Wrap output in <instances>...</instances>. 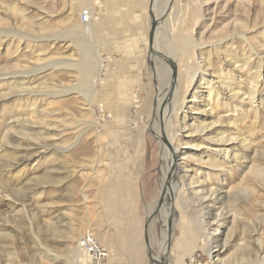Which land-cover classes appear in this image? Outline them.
Here are the masks:
<instances>
[{
    "label": "rangeland",
    "instance_id": "rangeland-1",
    "mask_svg": "<svg viewBox=\"0 0 264 264\" xmlns=\"http://www.w3.org/2000/svg\"><path fill=\"white\" fill-rule=\"evenodd\" d=\"M168 1H155L159 15ZM100 2L83 23V0H0V264H84L85 233L110 251L106 264H158L173 229L167 264H264V0H175L177 17L157 24L154 47L184 64L177 189L164 126L152 129L156 92L175 74L150 48L151 0ZM166 184L174 221L166 233L155 218L147 241Z\"/></svg>",
    "mask_w": 264,
    "mask_h": 264
},
{
    "label": "bare ground",
    "instance_id": "bare-ground-1",
    "mask_svg": "<svg viewBox=\"0 0 264 264\" xmlns=\"http://www.w3.org/2000/svg\"><path fill=\"white\" fill-rule=\"evenodd\" d=\"M86 2V4H91L92 7L95 6V0H83ZM155 1L154 0V3H153V13H154V18L156 19L157 21V24L158 23H164L163 21H165L166 17L167 19L170 18L172 15L173 17L176 16L177 17V14L174 13L176 12L175 11V6L172 4L174 3L175 0H169L168 1V4L166 6V8H164L161 12V15H159L157 12H156V4H155ZM98 2V1H97ZM99 3L101 4V2L99 1ZM172 4V6H171ZM100 7V5H99ZM99 7H96L95 6V12L98 11V9H100ZM175 14V15H174ZM94 17L96 18L95 14L94 16L91 18V20L94 22ZM152 19V18H151ZM82 22V21H81ZM157 35V26H156V30H155V33H154V37H156ZM185 40H186V44L189 45L190 48H195V47H199L200 44H198L195 39H193V37L189 34L187 37H185ZM188 50V49H187ZM152 51L159 55L163 60H165L166 62H169L170 66L172 67L171 70H173L175 72V77H171L172 79L169 80L168 82V86L164 89L165 90V93L163 96H161L163 90L161 88H158L157 92H156V96H155V103H156V113L159 115L158 117L154 116L155 118L152 119L154 123H152V129H156V127L158 128V126H156V124H162L164 127L163 129V132L161 131V129H158V131L156 132L157 135H158V138H159V142L162 146V150L165 152L166 154V158L164 159L165 162H166V165L169 164V178H170V175H171V180L170 182H174L175 179L177 180V183L175 185L176 189H177V186L180 184H182V180L179 178L178 174H177V170H180L182 169L181 165L174 159V156H177L178 155V152H179V147L176 145V143L174 142L176 136L175 135H172V132H171V122H172V118L177 116V112L178 110H181V109H178L177 108V105H176V102H175V98L177 97V94L179 92V88H180V77H181V71H182V68L184 67L181 63H180V59L178 58V56L176 55H169V54H166V53H162L161 51H159V49L157 47H154V43H153V49ZM195 53V51H194ZM156 55V56H157ZM158 56V57H159ZM150 58H154L153 55H150ZM157 65V64H156ZM170 67V68H171ZM109 68L106 67V65H104L103 61L101 60L98 64V72L96 74V77L91 81L93 84H92V91H95L96 87L99 85V84H103V80L104 78H102V74L104 73V71L108 70ZM169 70V69H168ZM258 70V69H257ZM198 70H194V71H191V78H190V81L193 80V78L198 74ZM261 72L258 71L256 73V76H258ZM159 75V74H158ZM192 82V81H191ZM190 82V83H191ZM182 85V83H181ZM227 86L229 87L230 84H227ZM208 95L209 97H211L212 95L214 97H217L219 96V94L221 93L222 91V88L221 87H217V86H214L212 84H209L208 85ZM251 93H256V89H252L251 90ZM171 97V98H170ZM208 97V98H209ZM136 99V98H135ZM134 102V101H133ZM136 103H139V100L136 99L135 100V105ZM100 111L103 113L105 112L103 108L100 107ZM160 112L162 113L161 114V117H160ZM103 116V115H102ZM109 123V122H108ZM97 124V123H96ZM95 124V125H96ZM106 124H107V121H106ZM203 128V127H201ZM31 130V128H29ZM28 129V130H29ZM12 138L9 137V139ZM98 139V137H97ZM199 144H195V146H198ZM168 150L170 151V153L168 152ZM187 153H190V152H187ZM164 154V155H165ZM183 179V178H182ZM168 180V179H167ZM168 183V182H167ZM170 184V183H168ZM190 186L192 184H194V180L191 179V181L188 183ZM170 185H165L164 188H163V192H162V197H161V200H160V203H158L156 205V207H154L151 212L149 213L148 217H147V223H148V226H151L152 225V221L154 220L155 221V218H160L161 217V220L163 222V224L165 225V231L167 233V229H168V221L169 219L173 222L174 221V217H173V214L176 213V207H172V202L168 201L169 197L171 194H169V190H170ZM205 190V189H204ZM205 192H207V194H204V191H199L197 194H196V199L198 202H200L199 205H201V207L203 206L204 204V200L207 199V198H211V196L214 194V191L211 190V189H207L205 190ZM176 192L174 191V198L176 196ZM168 198V199H167ZM169 204L168 208H167V211L161 216L160 213L163 211V209L167 206L166 204L167 203ZM205 207V206H204ZM204 209V208H203ZM159 214V215H158ZM160 219L158 220L159 222L161 221ZM171 222V223H172ZM173 228H174V225H173ZM204 232V231H203ZM150 233V232H149ZM148 233V235H150ZM88 233H85L84 235H82V237L79 239V243H78V255L77 257L78 258H81V263L83 262L84 264H88L91 262V260L93 259L92 256H91V253H89V249L86 248L84 246V241H82V239H84L86 236H93V234L91 235H87ZM203 239L200 240L201 244L203 245H206V246H210L208 248H210V254L212 253L211 251L213 250V248L211 247V243H212V237H210L206 232L203 233ZM151 237V236H150ZM173 237H174V229H173V233L171 234V236L169 238H165V241L163 242V245H162V254L164 256H167L166 260H168V257H171L172 256V251H170V245H171V242L173 240ZM202 247V245H201ZM205 247V246H204ZM173 248V247H172ZM110 253V252H109ZM111 254V253H110ZM177 255V254H176ZM191 258H196V254L194 252L188 254ZM111 256V255H110ZM109 256V257H110ZM158 257V256H157ZM181 260L180 262L182 264H185L186 262V258H184V255L181 254ZM160 258V256H159ZM172 258V257H171ZM262 263H264V260H262ZM247 264H253L252 262L251 263H247Z\"/></svg>",
    "mask_w": 264,
    "mask_h": 264
},
{
    "label": "built area",
    "instance_id": "built-area-1",
    "mask_svg": "<svg viewBox=\"0 0 264 264\" xmlns=\"http://www.w3.org/2000/svg\"><path fill=\"white\" fill-rule=\"evenodd\" d=\"M98 1V2H97ZM100 0H95V6L99 7ZM95 6L92 7L91 4H86L85 7L81 10L80 19L83 23H88L91 21V18L96 14ZM96 16V15H95ZM93 234V233H92ZM84 241V246L89 249V253H91L92 260L91 264H106L107 259L110 256V251L99 241L96 240L95 235L86 236L82 239L81 242Z\"/></svg>",
    "mask_w": 264,
    "mask_h": 264
},
{
    "label": "water",
    "instance_id": "water-1",
    "mask_svg": "<svg viewBox=\"0 0 264 264\" xmlns=\"http://www.w3.org/2000/svg\"><path fill=\"white\" fill-rule=\"evenodd\" d=\"M153 3H154V0H151V3H150V15H151V18H152V26H151V30H150V36H149V42H150V48L153 49V43H154V33H155V30H156V26H157V21L156 19L154 18V13H153ZM175 74V72H174ZM148 223H146V238H147V241H148V232H147V229H148ZM152 257V256H151ZM152 259L158 263V264H167V261H166V258L165 257H162V261L159 260V259H156V258H153Z\"/></svg>",
    "mask_w": 264,
    "mask_h": 264
}]
</instances>
